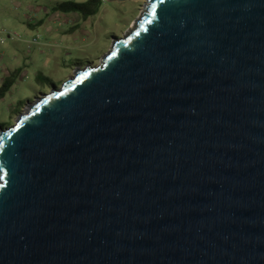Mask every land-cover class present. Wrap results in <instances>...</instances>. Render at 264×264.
<instances>
[{
	"label": "water",
	"instance_id": "obj_1",
	"mask_svg": "<svg viewBox=\"0 0 264 264\" xmlns=\"http://www.w3.org/2000/svg\"><path fill=\"white\" fill-rule=\"evenodd\" d=\"M145 1L0 129V264H264V0Z\"/></svg>",
	"mask_w": 264,
	"mask_h": 264
},
{
	"label": "rangeland",
	"instance_id": "obj_2",
	"mask_svg": "<svg viewBox=\"0 0 264 264\" xmlns=\"http://www.w3.org/2000/svg\"><path fill=\"white\" fill-rule=\"evenodd\" d=\"M66 1L87 0H0V82L16 69L22 72L0 100V129L12 126L29 102L50 92V85L43 78L38 80V75L60 87L76 68L99 64L110 51L112 39L123 38L146 5L145 0L104 1L100 12L87 21L78 14L50 12L52 5ZM32 23L37 30L28 27ZM11 34L22 40L10 39ZM38 35L40 42L35 45Z\"/></svg>",
	"mask_w": 264,
	"mask_h": 264
},
{
	"label": "trees",
	"instance_id": "obj_3",
	"mask_svg": "<svg viewBox=\"0 0 264 264\" xmlns=\"http://www.w3.org/2000/svg\"><path fill=\"white\" fill-rule=\"evenodd\" d=\"M104 1L105 0H87L82 3L76 1L59 2L52 5L50 12L52 14L59 13L63 15L78 14L82 20L87 21L90 17L96 16L100 12ZM81 61L82 60H77L76 62L80 63ZM21 76V70L16 69L2 79L0 82V100L10 92ZM42 78L50 85V89L55 87V83L52 82V80L44 78L41 75L37 77L38 80Z\"/></svg>",
	"mask_w": 264,
	"mask_h": 264
},
{
	"label": "built area",
	"instance_id": "obj_4",
	"mask_svg": "<svg viewBox=\"0 0 264 264\" xmlns=\"http://www.w3.org/2000/svg\"><path fill=\"white\" fill-rule=\"evenodd\" d=\"M9 38L12 39V40H15V41H20V40H22L21 36L18 35V34H11V35H9ZM1 42L4 43L5 40H2ZM39 42H40V37H39V35H38L37 37H35V38L33 39V42H32V43L35 44V45H38Z\"/></svg>",
	"mask_w": 264,
	"mask_h": 264
},
{
	"label": "crops",
	"instance_id": "obj_5",
	"mask_svg": "<svg viewBox=\"0 0 264 264\" xmlns=\"http://www.w3.org/2000/svg\"><path fill=\"white\" fill-rule=\"evenodd\" d=\"M34 25V23H32V24H28V27L31 29V30H37V29H35L36 28V26H33ZM40 24H38V26H39ZM37 26V27H38ZM27 35L29 34V33H26ZM30 35V34H29ZM0 80H1V77H0Z\"/></svg>",
	"mask_w": 264,
	"mask_h": 264
}]
</instances>
